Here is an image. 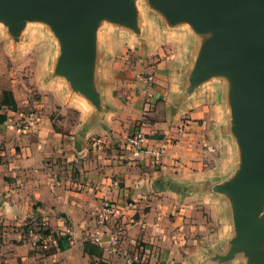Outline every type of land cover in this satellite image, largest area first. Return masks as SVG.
<instances>
[{"label":"crops","instance_id":"1","mask_svg":"<svg viewBox=\"0 0 264 264\" xmlns=\"http://www.w3.org/2000/svg\"><path fill=\"white\" fill-rule=\"evenodd\" d=\"M178 37L167 62V92L156 91L167 105L187 87V73L209 38L191 27ZM60 82L69 87L60 76L51 80L54 87ZM231 85L227 74L212 75L177 108H162L164 118L150 121L151 142L164 147L163 163L156 167L127 152L107 159L115 164L104 163L92 176L88 142L57 129L48 114L53 108L27 114L20 109L26 120L9 125L16 129L13 138L8 119L0 123V213L6 230L0 235V264H98L99 258L84 251L95 237L109 264H139L134 258L146 264H249L243 250L232 252L233 193L211 189L237 179L243 166ZM75 109L78 130L94 108ZM107 203L114 213L104 212ZM28 220L48 225L52 233L18 227ZM60 231L69 233L64 250L54 237Z\"/></svg>","mask_w":264,"mask_h":264},{"label":"water","instance_id":"2","mask_svg":"<svg viewBox=\"0 0 264 264\" xmlns=\"http://www.w3.org/2000/svg\"><path fill=\"white\" fill-rule=\"evenodd\" d=\"M150 1L169 21H186L195 32L209 37L191 68L187 87L175 101L177 106L210 76L224 73L231 79L233 128L243 147V166L237 179L211 189L234 195L237 236L232 252L243 250L249 264H264V0ZM138 6V0H0V18L14 34L30 18H48L63 47L52 78L68 79L70 86L95 96L97 26L102 17L113 18L133 27L141 38L142 26L135 17ZM100 110L94 108L83 124L80 140L93 124H101Z\"/></svg>","mask_w":264,"mask_h":264},{"label":"rangeland","instance_id":"3","mask_svg":"<svg viewBox=\"0 0 264 264\" xmlns=\"http://www.w3.org/2000/svg\"><path fill=\"white\" fill-rule=\"evenodd\" d=\"M138 4L144 9L135 14L137 23L142 26L141 38L124 21L102 17L97 26L92 74L95 96L86 95L74 86L64 87L61 82L56 87L51 84V73L57 70L62 60L63 47L48 18H30L17 34L0 18V98L2 91L8 89L13 91L18 102L17 109L4 107L2 110L7 114L5 124L9 127L10 137L15 135L16 129L9 125L19 126V122L26 120L20 109L27 114L40 112V108H53L48 114L57 129L64 133L76 132L74 135L79 137L83 124L76 129L79 113L75 108H101L102 116L98 120L103 125L98 124L88 139L81 138L89 144L87 150L91 158L92 176L104 163L115 164L106 161L110 157L127 155L128 150L123 143L127 135L137 131H144L149 145L159 147L163 152L155 165L147 158L145 162L148 163H144V166L156 167L163 163L164 147L151 142L153 133L149 125L154 119L164 118L162 108H177L175 102L167 105L164 94L156 95V91L165 92L168 89L170 65L167 62L176 51L174 43L178 41V35L187 33L190 25L186 21H169L150 0H138ZM190 73L191 69L187 73V81ZM95 100L98 104H95ZM182 126L185 124L177 128ZM13 144V148L20 149V145ZM81 166L84 167L83 163ZM75 173L81 175V170L77 169ZM74 176L80 177L77 174ZM111 176H114L113 173ZM83 179H87L84 174ZM118 183L121 185L122 181ZM1 218L0 213V235L6 232ZM39 223L29 222L18 227L34 233H45L48 225Z\"/></svg>","mask_w":264,"mask_h":264},{"label":"built area","instance_id":"4","mask_svg":"<svg viewBox=\"0 0 264 264\" xmlns=\"http://www.w3.org/2000/svg\"><path fill=\"white\" fill-rule=\"evenodd\" d=\"M123 146L133 159L145 160L149 158V160H152L153 165L158 162L163 154L161 148L149 145L148 136L144 131H137L127 135ZM104 212L106 214L114 213V206L111 203L105 204ZM98 241L99 238L95 237L93 242L98 243ZM134 261L139 264L143 262L140 258H134Z\"/></svg>","mask_w":264,"mask_h":264},{"label":"trees","instance_id":"5","mask_svg":"<svg viewBox=\"0 0 264 264\" xmlns=\"http://www.w3.org/2000/svg\"><path fill=\"white\" fill-rule=\"evenodd\" d=\"M3 107H8L12 109H17L18 102L12 90L5 89L2 91V97L0 98V110ZM7 120L6 113H0V123H4ZM56 127V126H55ZM45 233H52L51 230H46ZM54 237L58 242V247L62 250L66 249L69 244V233L65 231H61L59 233L55 232ZM84 251L88 253L92 259L99 258L98 264H109L107 261L103 259V248L100 244L95 243L91 240H87L84 243Z\"/></svg>","mask_w":264,"mask_h":264}]
</instances>
